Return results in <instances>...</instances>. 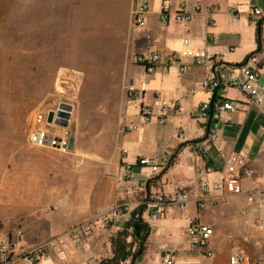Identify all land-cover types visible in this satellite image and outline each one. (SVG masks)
Returning a JSON list of instances; mask_svg holds the SVG:
<instances>
[{
  "label": "crops",
  "instance_id": "0c3cea01",
  "mask_svg": "<svg viewBox=\"0 0 264 264\" xmlns=\"http://www.w3.org/2000/svg\"><path fill=\"white\" fill-rule=\"evenodd\" d=\"M137 1V4H148L149 8L144 16V29L131 28L129 31L131 62L128 78L145 79L144 105L153 112L161 99L176 102L177 108L169 110L163 125L154 120L142 124L138 104L125 93L128 109L124 127L133 126L134 129L118 132L105 158L92 152L80 155L81 166L88 165L90 169L89 181L81 186V180H78L77 188L73 187L74 192L68 195L59 179L57 184L51 181L49 170L39 175L29 170L28 159L24 156L18 155L20 160H13L11 165H2L0 158V241L8 240L19 254L95 219L87 234L76 235L77 242L68 252V261L69 264H100L111 257L110 237L123 230L130 212L145 206L142 219L148 231L144 245L139 251H133L124 264H163L165 259H170L172 264H229L228 258L233 251L263 263L264 221L261 228L255 225V219L262 217L261 212L256 205L247 207L244 196L231 197L225 202L210 198L203 210H197L189 202L184 212L172 204L154 208L153 202L155 194L160 191L173 194L182 190L192 197L197 194L201 179L219 180L223 162L217 156L218 150L236 154L244 160L250 171V175L242 179L245 193L264 190V151L261 148L264 100L251 105L247 96L236 89H228L225 98L233 103L235 111L221 115V120L227 123L220 126L214 148L201 158L194 146L205 141V132L203 122L195 117V113L212 96L194 84L207 73L205 68L181 58L179 63L185 67L183 73L176 65H170L167 74L157 70L144 76L142 69L134 65L132 57L144 51L162 57L178 56L183 50L182 40L187 38L194 50L206 46L213 50L234 47L235 51L226 58L225 65L227 68L238 67L264 47V34L249 23L250 9L256 7L264 12V0H188L185 11L191 13L192 18L187 24L174 21L179 0ZM164 5L169 10L163 14L161 8ZM194 5L202 11L194 14ZM234 16L236 21H233ZM208 38L214 41L207 43ZM258 84L264 88V66L260 68ZM177 129L182 131V139L174 136ZM122 150L126 151L124 156ZM164 156L169 158V164L157 174L137 165L139 159L159 160ZM22 160L25 165L20 164ZM124 164L132 166V181L122 176ZM205 167H213L216 173L206 176ZM80 171H77L79 177ZM140 184L143 185L141 189L137 188ZM142 199L147 201L140 206ZM119 204L124 208L117 210ZM214 208L220 209L216 217L210 214ZM155 211L158 218L151 221L150 216ZM196 214L202 224L209 227L212 224L213 236L207 247L211 257L190 251L183 234L188 221ZM106 220L108 224L103 225ZM45 251L52 253L48 248ZM38 264L53 262L43 260Z\"/></svg>",
  "mask_w": 264,
  "mask_h": 264
},
{
  "label": "rangeland",
  "instance_id": "374dc122",
  "mask_svg": "<svg viewBox=\"0 0 264 264\" xmlns=\"http://www.w3.org/2000/svg\"><path fill=\"white\" fill-rule=\"evenodd\" d=\"M137 3L0 0L2 165L24 156L29 170L38 175L49 170L51 181L57 184L59 179L67 195L77 188L78 180L81 186L88 183L90 169L81 166L80 155L92 152L105 158L124 128L131 11ZM58 104L73 106L70 155L32 148L26 142L32 114ZM219 210L210 214L216 217ZM137 248L132 247L129 256Z\"/></svg>",
  "mask_w": 264,
  "mask_h": 264
},
{
  "label": "built area",
  "instance_id": "2783aa9c",
  "mask_svg": "<svg viewBox=\"0 0 264 264\" xmlns=\"http://www.w3.org/2000/svg\"><path fill=\"white\" fill-rule=\"evenodd\" d=\"M188 0H179L177 10L174 12V21L176 23L187 24L192 18V14L185 11ZM148 4H136L131 11V25L133 29H144V16L148 12ZM167 5L162 6L161 12H168ZM202 9L194 5L192 12L194 14L201 12ZM231 14L234 15L233 10ZM264 12L261 9L253 7L249 12V23L258 27L264 34V23L262 22ZM236 21V17H233ZM213 39H207V43L213 42ZM189 39L182 40L183 50L176 55H167L162 57L160 54L152 51L138 52L133 55L132 60L134 65L140 67L144 76L154 74L157 70L161 74H167L170 65H176L178 71L183 73L185 67L179 63V59H190L195 66L205 68L207 73L197 81L194 86L203 92L211 95L208 102L202 103L198 108L197 119L203 122L202 129L205 132V141L197 143L194 146V151L201 158H205L207 153L214 148L215 142L218 141V130L220 126L227 122L221 120V115L226 112H234L235 108L231 101L225 98L228 89H236L241 94L247 96L251 105L260 104L264 100V88L258 84L260 78V68L264 66V47H260L259 51L250 55L245 62L238 67L227 68L225 65L226 58L235 51V48L229 46L220 50H213L210 47L202 49H192ZM226 72V73H225ZM147 83L144 78H128L124 84V91L128 96H131L138 104V117L142 124H149L152 120L159 125L165 123V119L169 110L176 109L177 103L161 99L158 102L156 112H153L149 106L144 105V94L146 92ZM159 98V96H158ZM49 114L52 115L51 121L48 122ZM73 106L70 104H58L53 108L37 110L32 114L30 127L27 132L26 142L28 146L40 150H51L62 155H70L69 150L73 134L71 132ZM57 122H64L65 126L59 125ZM133 126H125L123 132H130ZM174 136L177 139H182V131L177 129ZM264 151V139L261 145ZM122 156L126 151H121ZM217 156L222 160L223 166L219 171V180H210L207 177L199 182L197 194L190 196L182 190H178L173 194L168 192H158L155 194L153 206L158 208L164 204L175 205L180 212H184L189 202L193 203L197 210H203L207 201L210 198H215L221 202H225L231 197L244 196V204L247 207L257 206L262 217L255 219V225L259 228L263 227L264 221V190H252L244 192L242 188L243 177L249 176L250 171L246 168L244 160L236 154L225 153L222 150L217 151ZM169 164V158L164 156L158 159L142 158L137 161V165L147 167L152 174H157ZM132 166L124 164L122 167V176L128 181L134 179ZM204 173L206 176L216 173L213 167H205ZM137 188H143V185H138ZM150 199V197L148 198ZM147 201V199L145 200ZM144 201V202H145ZM142 202L140 206L145 203ZM145 207V206H144ZM124 205H117L116 209H123ZM133 212V211H132ZM126 220L125 232L131 236L134 234L136 223L142 214L132 215ZM244 216L245 212L242 211ZM158 218L157 211L153 212L150 220L154 221ZM92 221L84 223L68 231L57 235L45 244L31 248L22 253H15L13 247L8 240L0 241V264H38L43 260H52L53 264H69L68 252L71 247L77 242L76 235L84 236L89 232ZM132 222V223H130ZM108 221H103V225H107ZM183 234L187 239L188 248L190 251L199 255L211 257L212 253L207 250L210 240L213 236V229L202 224L196 215L192 217L187 226L183 230ZM46 248L51 249L52 253L46 252ZM229 264H264L257 259L250 258L238 251H233L228 258ZM163 264H172L170 259L163 260Z\"/></svg>",
  "mask_w": 264,
  "mask_h": 264
},
{
  "label": "trees",
  "instance_id": "16d2710c",
  "mask_svg": "<svg viewBox=\"0 0 264 264\" xmlns=\"http://www.w3.org/2000/svg\"><path fill=\"white\" fill-rule=\"evenodd\" d=\"M149 187L150 186L148 185V190ZM141 194H143V192ZM140 201L144 202L145 199H142ZM144 210V207H138L133 210L132 215L136 213L141 215ZM127 225L128 223L125 224V227ZM133 225L140 228V231L138 233L134 232L133 235L129 236L123 229L119 233H116L110 237L109 242L111 248V257L110 259L103 260L100 264H121L122 258L124 256H126V258L129 256V251L132 247L138 246L137 251L140 250V248L144 245V237L148 231V228L142 218H140Z\"/></svg>",
  "mask_w": 264,
  "mask_h": 264
},
{
  "label": "water",
  "instance_id": "95a60500",
  "mask_svg": "<svg viewBox=\"0 0 264 264\" xmlns=\"http://www.w3.org/2000/svg\"><path fill=\"white\" fill-rule=\"evenodd\" d=\"M51 118H52V115L49 114L47 121L50 122V121H51ZM57 123H58L59 125H61V126H65V123H64V122H57ZM73 145H74V142H73V138H72V139H71V142H70V146H69V150H70L71 152H72V150H73ZM135 231H136V233H138V232L140 231V228H139L138 226H135ZM125 260H126V256H124V257L122 258L121 263L124 264Z\"/></svg>",
  "mask_w": 264,
  "mask_h": 264
}]
</instances>
